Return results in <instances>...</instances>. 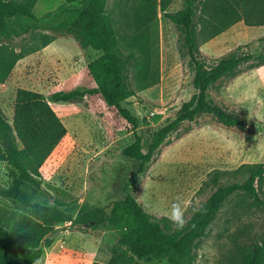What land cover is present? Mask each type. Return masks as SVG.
Segmentation results:
<instances>
[{"label": "rangeland", "instance_id": "1", "mask_svg": "<svg viewBox=\"0 0 264 264\" xmlns=\"http://www.w3.org/2000/svg\"><path fill=\"white\" fill-rule=\"evenodd\" d=\"M151 2L148 18L143 15L141 0H107L106 4L118 32L146 39L152 73L158 76L153 86L135 89L134 96L122 103L138 120L144 151L150 131L173 120L196 94L189 58L179 51L178 31L163 12H154V0ZM63 3L38 0L33 13L40 21L34 36L5 41L25 54L0 84V107L8 121L12 122L17 89L25 88L43 94L66 127L65 136L41 166L35 193L38 202L68 203L75 216L82 205L109 211L114 202L131 194L145 212L158 219L168 218L171 206L179 202L188 223L215 190L213 173L217 172L221 184L243 182L250 166L264 164V26L238 22L228 34L200 45L201 57L209 66L237 47L239 53L251 55L234 77L218 80L208 91L209 100L236 113L245 127L226 126L209 114H200L192 122H184L153 159L142 164L123 155L125 146L133 141L132 133L116 130L99 106L86 100H50L55 91L92 86L85 68L100 56L91 48L82 49L73 35L63 31L60 24L65 16L53 14ZM181 3L172 0L167 11L179 10ZM43 35L51 36V42L28 51L40 45ZM8 169L0 161V187L10 184ZM254 207L244 194L232 195L205 235L194 240L193 264H234V257L255 234ZM22 213L0 196V222L8 224ZM70 225L57 228L54 243L44 248L36 264H92L99 249L109 256L107 246L124 230L103 224ZM140 264L169 263L142 259Z\"/></svg>", "mask_w": 264, "mask_h": 264}, {"label": "trees", "instance_id": "2", "mask_svg": "<svg viewBox=\"0 0 264 264\" xmlns=\"http://www.w3.org/2000/svg\"><path fill=\"white\" fill-rule=\"evenodd\" d=\"M38 0H0V84L5 82L16 63L24 57L22 50L7 40L25 34L34 36L40 21L33 13ZM55 16H65L60 26L73 35L82 49L91 48L100 56L85 68L92 86L70 91H55L53 102L86 100L104 112L116 130L130 132L133 141L123 155L150 162L160 146L184 122H192L200 114H209L226 126L244 128L234 112L208 99V91L222 78L234 77L241 63L251 55L239 53L240 47L220 57L212 66L201 57L200 45L217 37L231 26L243 22L247 26H264V0H182L181 8L168 12L172 0H154V12L161 11L178 31L181 56L189 58L194 72L196 94L185 102L177 116L167 124L150 131L144 151L138 120L123 102L153 86L158 76L152 73L150 48L145 38L136 33L117 31L106 11L107 0H63ZM79 2L80 5H76ZM143 15L148 18L153 4L141 0ZM51 36L43 35L40 45L47 46ZM132 79V81H131ZM136 89V90H135ZM66 134V127L41 93L19 88L13 104L12 122L0 107V161L8 165L10 184L0 187V196L16 204L23 213L12 222H0V264H36L51 247L57 228L103 224L124 228L117 241L107 246L109 256L99 249L92 264H140V260H166L169 264H193L192 247L205 235L228 199L242 193L254 204L255 234L249 244L234 257V264H264V164L250 166L243 182L221 184L217 172L212 182L215 190L193 214L183 230H175L166 218H156L144 211L139 202L127 194L124 199L105 208L82 205L74 216L68 203L53 205L35 198L41 166ZM192 225H195L193 228Z\"/></svg>", "mask_w": 264, "mask_h": 264}, {"label": "clouds", "instance_id": "3", "mask_svg": "<svg viewBox=\"0 0 264 264\" xmlns=\"http://www.w3.org/2000/svg\"><path fill=\"white\" fill-rule=\"evenodd\" d=\"M167 216L177 230H183L186 227L187 221L184 218V209L179 202L171 206ZM192 227L194 228L195 225H192Z\"/></svg>", "mask_w": 264, "mask_h": 264}, {"label": "crops", "instance_id": "4", "mask_svg": "<svg viewBox=\"0 0 264 264\" xmlns=\"http://www.w3.org/2000/svg\"><path fill=\"white\" fill-rule=\"evenodd\" d=\"M63 4H64V3H63ZM63 4H62V5H63ZM60 6H61V5H60ZM232 28H234V25L231 26L229 29H227L226 31H224L223 33H221V34L218 35V36H222V35H224V34H225V35L228 34V33L232 30ZM218 36H217V37H218ZM211 40H212V39H211ZM209 42H210V40H209Z\"/></svg>", "mask_w": 264, "mask_h": 264}]
</instances>
